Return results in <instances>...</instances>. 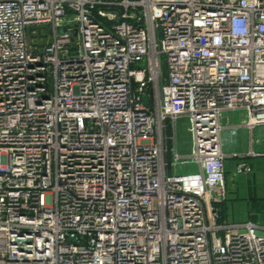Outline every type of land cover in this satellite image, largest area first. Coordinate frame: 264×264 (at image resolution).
<instances>
[{
    "label": "built area",
    "instance_id": "built-area-1",
    "mask_svg": "<svg viewBox=\"0 0 264 264\" xmlns=\"http://www.w3.org/2000/svg\"><path fill=\"white\" fill-rule=\"evenodd\" d=\"M230 111L264 125V0H0V264H264Z\"/></svg>",
    "mask_w": 264,
    "mask_h": 264
},
{
    "label": "crops",
    "instance_id": "crops-1",
    "mask_svg": "<svg viewBox=\"0 0 264 264\" xmlns=\"http://www.w3.org/2000/svg\"><path fill=\"white\" fill-rule=\"evenodd\" d=\"M244 118L242 111H230L223 120L224 147L235 155L226 159L228 176L227 200L222 204L223 210L229 212L233 224L252 221L258 230L264 233V125L248 129L241 125ZM233 126H237L236 132ZM181 151H190L191 137L179 135ZM248 163L255 170L256 184L250 183L248 174H238L240 163ZM222 221L225 220L222 218ZM225 223V222H224Z\"/></svg>",
    "mask_w": 264,
    "mask_h": 264
},
{
    "label": "rangeland",
    "instance_id": "rangeland-1",
    "mask_svg": "<svg viewBox=\"0 0 264 264\" xmlns=\"http://www.w3.org/2000/svg\"><path fill=\"white\" fill-rule=\"evenodd\" d=\"M139 66L140 67H145L146 64L143 63V64H140ZM178 132H179V135H181L183 137L185 136L186 133H188L187 126H186V124L184 123L183 120H180L179 121V124H178ZM188 171H189V167L184 168V169H179V172H188ZM252 171L253 172L255 171V170H253V167H252ZM253 172L248 173V176L251 177L250 178L251 180H250V183H249L250 185H251V181H253V184H256V176H255V174H252ZM242 174H244V173H242ZM263 184H264V182H263ZM227 192H228V176H227ZM223 219L225 220L224 221L225 223H232V220H233L232 217L229 215V212L227 213V211H225V210H223Z\"/></svg>",
    "mask_w": 264,
    "mask_h": 264
},
{
    "label": "water",
    "instance_id": "water-1",
    "mask_svg": "<svg viewBox=\"0 0 264 264\" xmlns=\"http://www.w3.org/2000/svg\"><path fill=\"white\" fill-rule=\"evenodd\" d=\"M144 100H147V96L146 95L144 96Z\"/></svg>",
    "mask_w": 264,
    "mask_h": 264
}]
</instances>
